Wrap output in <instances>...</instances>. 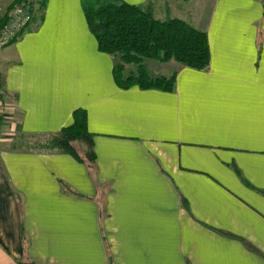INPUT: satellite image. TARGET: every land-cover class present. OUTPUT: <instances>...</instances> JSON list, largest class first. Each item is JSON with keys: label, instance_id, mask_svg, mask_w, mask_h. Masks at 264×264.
Listing matches in <instances>:
<instances>
[{"label": "crops", "instance_id": "0c3cea01", "mask_svg": "<svg viewBox=\"0 0 264 264\" xmlns=\"http://www.w3.org/2000/svg\"><path fill=\"white\" fill-rule=\"evenodd\" d=\"M204 1L181 20L205 31L208 67L179 68L170 93L115 86L80 0H47L0 45V264H264V0ZM79 108L92 170L11 149Z\"/></svg>", "mask_w": 264, "mask_h": 264}, {"label": "trees", "instance_id": "16d2710c", "mask_svg": "<svg viewBox=\"0 0 264 264\" xmlns=\"http://www.w3.org/2000/svg\"><path fill=\"white\" fill-rule=\"evenodd\" d=\"M150 1L143 5H131L122 0H80V3L98 51L111 58L115 86L119 89L137 87L170 93L174 91L179 68L201 71L208 67L210 52L207 35L205 31L181 19L156 18ZM46 2H6L0 11V27L7 23L9 12L15 8L25 10L30 16L22 31L8 43L16 41L25 32L36 29L42 23ZM147 61L159 64L172 62L175 65L169 74L153 75L147 69ZM3 84L0 74L1 92ZM25 138H31L37 143L28 144ZM10 147L68 154L90 170L95 165L93 135L87 130L86 112L80 108L73 111L69 126L46 136L19 134ZM62 189L73 194L65 185H62Z\"/></svg>", "mask_w": 264, "mask_h": 264}, {"label": "rangeland", "instance_id": "374dc122", "mask_svg": "<svg viewBox=\"0 0 264 264\" xmlns=\"http://www.w3.org/2000/svg\"><path fill=\"white\" fill-rule=\"evenodd\" d=\"M150 2L153 7L154 15L158 19H163L165 17H177L185 20L187 18L182 16V13L186 11L195 12V10L198 9V12L202 15L207 12V2L204 0H151ZM166 9L170 10L169 13L165 12ZM173 64L174 63L172 62L165 64H159L153 61L146 62L149 72H153V69L156 68L160 69L161 73L164 74L170 73ZM16 138H18V136H16ZM25 142L28 144L37 143V141L31 138H25Z\"/></svg>", "mask_w": 264, "mask_h": 264}, {"label": "built area", "instance_id": "2783aa9c", "mask_svg": "<svg viewBox=\"0 0 264 264\" xmlns=\"http://www.w3.org/2000/svg\"><path fill=\"white\" fill-rule=\"evenodd\" d=\"M9 19L2 27H0V45L7 44L15 38L30 20L28 13L21 9L15 8L8 14ZM1 102V89H0Z\"/></svg>", "mask_w": 264, "mask_h": 264}]
</instances>
